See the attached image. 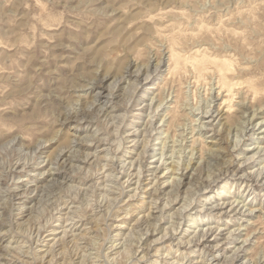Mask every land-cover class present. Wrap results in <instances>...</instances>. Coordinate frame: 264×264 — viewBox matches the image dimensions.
Segmentation results:
<instances>
[{
  "label": "rangeland",
  "instance_id": "1",
  "mask_svg": "<svg viewBox=\"0 0 264 264\" xmlns=\"http://www.w3.org/2000/svg\"><path fill=\"white\" fill-rule=\"evenodd\" d=\"M0 264H264V0H0Z\"/></svg>",
  "mask_w": 264,
  "mask_h": 264
},
{
  "label": "bare ground",
  "instance_id": "2",
  "mask_svg": "<svg viewBox=\"0 0 264 264\" xmlns=\"http://www.w3.org/2000/svg\"><path fill=\"white\" fill-rule=\"evenodd\" d=\"M201 28V27H200ZM241 43V42H240ZM194 47V46H193ZM216 48V47H215ZM225 48V47H224ZM248 48V47H247ZM195 50V49H194ZM228 51V50H227ZM232 59V58H231ZM236 60V59H235ZM255 61V60H254ZM245 62V61H244ZM223 63V62H222ZM252 64V63H251ZM223 66L221 68H224V69H221L220 68V74H219V78H220V75H221V78L225 80V84L222 85V87H225L228 91H230V89L234 86V85H237V84H240V83H234L232 82V80H229V78L227 77L226 73L227 72H222V71H229V68L226 67L225 63L222 64ZM243 67V66H242ZM218 68V67H217ZM251 69V68H250ZM259 77V76H258ZM237 82V81H236ZM241 85V84H240ZM214 90V89H213ZM253 93V92H252ZM255 94H257V91H254ZM241 114V113H240ZM104 165V164H103ZM181 182V181H180ZM180 184V183H179ZM177 196V195H176ZM145 222V221H144Z\"/></svg>",
  "mask_w": 264,
  "mask_h": 264
}]
</instances>
